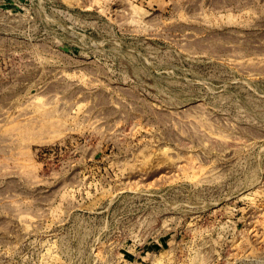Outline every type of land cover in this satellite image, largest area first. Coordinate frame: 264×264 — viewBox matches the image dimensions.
I'll return each instance as SVG.
<instances>
[{"label":"rangeland","instance_id":"obj_1","mask_svg":"<svg viewBox=\"0 0 264 264\" xmlns=\"http://www.w3.org/2000/svg\"><path fill=\"white\" fill-rule=\"evenodd\" d=\"M0 264H264V0H0Z\"/></svg>","mask_w":264,"mask_h":264}]
</instances>
